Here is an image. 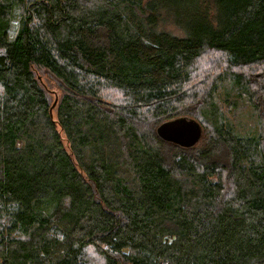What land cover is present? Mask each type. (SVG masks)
<instances>
[{
	"label": "trees",
	"instance_id": "trees-1",
	"mask_svg": "<svg viewBox=\"0 0 264 264\" xmlns=\"http://www.w3.org/2000/svg\"><path fill=\"white\" fill-rule=\"evenodd\" d=\"M223 79L264 109V0H0V264H264V120L235 136Z\"/></svg>",
	"mask_w": 264,
	"mask_h": 264
},
{
	"label": "rangeland",
	"instance_id": "rangeland-1",
	"mask_svg": "<svg viewBox=\"0 0 264 264\" xmlns=\"http://www.w3.org/2000/svg\"><path fill=\"white\" fill-rule=\"evenodd\" d=\"M176 14V11L174 12ZM17 27H19V12L16 10L15 17L10 24L8 29V38L11 40L14 38ZM159 27L166 31H169L173 34L179 35L181 34L180 29L175 26L170 21H162ZM215 62L221 59L219 54H211L208 55ZM214 67L210 69V66L206 63L201 65L197 74L199 76L204 75L205 73H212ZM259 71L253 73L256 77ZM251 74V78L255 79V77ZM230 79H226L222 81V84L219 82L217 93L215 94V102L218 107L223 112V115L230 121L232 125L233 131L232 133L237 137H248L256 135L260 130V124L263 122L264 118V109L260 108L257 105V108L254 109L253 105L250 103V100L247 96L248 94H241L235 87L230 86Z\"/></svg>",
	"mask_w": 264,
	"mask_h": 264
},
{
	"label": "water",
	"instance_id": "water-1",
	"mask_svg": "<svg viewBox=\"0 0 264 264\" xmlns=\"http://www.w3.org/2000/svg\"><path fill=\"white\" fill-rule=\"evenodd\" d=\"M204 127L190 115H178L164 120L155 128L156 136L182 148L195 146L204 134Z\"/></svg>",
	"mask_w": 264,
	"mask_h": 264
}]
</instances>
